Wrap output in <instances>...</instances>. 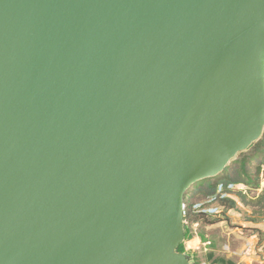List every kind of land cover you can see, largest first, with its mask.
I'll return each mask as SVG.
<instances>
[{
	"label": "water",
	"instance_id": "95a60500",
	"mask_svg": "<svg viewBox=\"0 0 264 264\" xmlns=\"http://www.w3.org/2000/svg\"><path fill=\"white\" fill-rule=\"evenodd\" d=\"M263 133L264 0H0V264H192Z\"/></svg>",
	"mask_w": 264,
	"mask_h": 264
},
{
	"label": "rangeland",
	"instance_id": "374dc122",
	"mask_svg": "<svg viewBox=\"0 0 264 264\" xmlns=\"http://www.w3.org/2000/svg\"><path fill=\"white\" fill-rule=\"evenodd\" d=\"M264 152V148L262 146ZM264 154L256 153V149L252 148L246 152L240 153L229 165V170H234V168H240L244 161H248V168L251 171L256 172L257 166H259L262 161ZM241 163V164H240ZM252 172V174H254ZM262 181L261 185L264 186V165L261 173ZM245 188V191L249 193L250 197L257 196L259 191H248L249 188L245 186H238L236 189ZM190 204H201V206L196 207L197 210H202L205 208L210 214V220H219L223 217H228L226 221L218 222L213 225H205L202 223L191 225L190 227V237L185 241L186 249H193L189 254H191L192 260L197 264H220L212 263L214 259L217 258H227L233 261H228L229 263H238L239 259H244L246 264H251V256L248 252L251 250L253 245L252 237L257 236V231L254 227L264 228V222L255 225L251 220L257 217L253 214V208L248 205H244L238 201V207L236 210L227 211L224 213L219 210V204L212 202L207 205V200L203 197H189ZM197 205V206H198ZM190 224V221H189ZM206 239V240H204ZM212 243V246L208 244ZM236 254V255H235ZM229 256V257H228ZM259 258V253L254 256ZM235 260V261H234ZM244 263V264H245Z\"/></svg>",
	"mask_w": 264,
	"mask_h": 264
},
{
	"label": "trees",
	"instance_id": "16d2710c",
	"mask_svg": "<svg viewBox=\"0 0 264 264\" xmlns=\"http://www.w3.org/2000/svg\"><path fill=\"white\" fill-rule=\"evenodd\" d=\"M262 146L264 148V133L262 138L257 141L250 149L255 148L256 153L264 154L262 150ZM264 158V155H263ZM241 164V163H240ZM264 165V160L262 163L257 166L256 172L251 171L248 168V161H244L240 168H234V170L227 169V173L218 178L208 179L200 184L187 196L185 201V228H186V237L185 241L190 237V227L195 224H205V225H213L218 222L226 221L229 218L223 217L219 220H210V214L207 210H197L196 207L201 206V204H190L189 197H203L207 202V205L216 202L219 204V210H221L224 215L227 211L236 210L238 207V201L243 203L244 205L251 206L253 208V214L257 217L253 218L251 221L255 224H261L264 222V186L261 185L262 177V168ZM254 172V174H252ZM245 186L248 187V191H259L257 196L250 197L249 193L245 191V188L236 187ZM198 205V206H197ZM190 221V224H189ZM255 231H257V236L259 238L257 248L260 249L264 243V230L259 227H254ZM206 240V239H204ZM185 241L180 246L179 251L188 255L192 264H197L192 260L191 254H189L193 249L185 248ZM210 246H212L211 242H208ZM236 255V254H235ZM229 257V256H228ZM212 263H220L227 264L228 261H233L227 258H217L214 259L212 257ZM235 261V260H234ZM234 264V263H229ZM237 264V262H236Z\"/></svg>",
	"mask_w": 264,
	"mask_h": 264
},
{
	"label": "crops",
	"instance_id": "0c3cea01",
	"mask_svg": "<svg viewBox=\"0 0 264 264\" xmlns=\"http://www.w3.org/2000/svg\"><path fill=\"white\" fill-rule=\"evenodd\" d=\"M261 229L264 230L263 227ZM252 238H254L253 239V245H252L251 250L248 252V254H250V256H251V258H250L252 260L251 264H264V260L261 259L260 255H259L258 259L254 257L255 255H257V252L259 253V249L257 248L259 238H258V236H255ZM244 263H245L244 259L241 258V259H239L237 264H244Z\"/></svg>",
	"mask_w": 264,
	"mask_h": 264
},
{
	"label": "built area",
	"instance_id": "2783aa9c",
	"mask_svg": "<svg viewBox=\"0 0 264 264\" xmlns=\"http://www.w3.org/2000/svg\"><path fill=\"white\" fill-rule=\"evenodd\" d=\"M261 259L264 260V243L263 246L260 249Z\"/></svg>",
	"mask_w": 264,
	"mask_h": 264
}]
</instances>
